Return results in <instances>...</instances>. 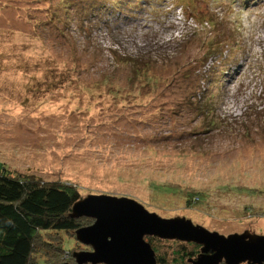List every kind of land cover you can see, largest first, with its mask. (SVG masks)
Segmentation results:
<instances>
[{
	"label": "rangeland",
	"instance_id": "rangeland-1",
	"mask_svg": "<svg viewBox=\"0 0 264 264\" xmlns=\"http://www.w3.org/2000/svg\"><path fill=\"white\" fill-rule=\"evenodd\" d=\"M0 164L264 235V0H0Z\"/></svg>",
	"mask_w": 264,
	"mask_h": 264
},
{
	"label": "water",
	"instance_id": "water-1",
	"mask_svg": "<svg viewBox=\"0 0 264 264\" xmlns=\"http://www.w3.org/2000/svg\"><path fill=\"white\" fill-rule=\"evenodd\" d=\"M70 216L93 219L74 231L76 240L88 247L73 252L75 264H157L147 237L198 245L189 264H264V235L219 234L185 217H161L128 197L88 195L72 204Z\"/></svg>",
	"mask_w": 264,
	"mask_h": 264
},
{
	"label": "trees",
	"instance_id": "trees-1",
	"mask_svg": "<svg viewBox=\"0 0 264 264\" xmlns=\"http://www.w3.org/2000/svg\"><path fill=\"white\" fill-rule=\"evenodd\" d=\"M91 1L85 0L88 4ZM104 17L107 18H99ZM216 41L214 38L212 44ZM212 44L208 53L213 51ZM151 78L146 83L154 87L159 80L156 77ZM140 92L142 95L143 90L140 89ZM155 92L153 90L150 93ZM155 94L161 97L160 94ZM180 101L169 98L171 113L176 110ZM160 105L162 104L157 103L155 108L160 110ZM80 198L78 191L68 182L43 181L30 175L9 173L0 164V264H50L43 259L46 251L53 246L64 248L61 247V242L53 245L51 239L54 237L49 235L70 233L93 222L89 217L70 216L72 204ZM41 233L47 237L43 238ZM146 239L155 251L157 264H189V259L194 258L200 248L191 242L157 237ZM161 244L171 248L169 260L164 259L165 251L158 246Z\"/></svg>",
	"mask_w": 264,
	"mask_h": 264
}]
</instances>
